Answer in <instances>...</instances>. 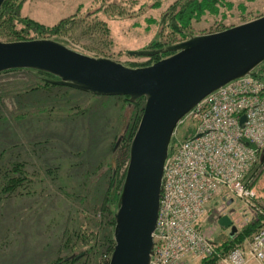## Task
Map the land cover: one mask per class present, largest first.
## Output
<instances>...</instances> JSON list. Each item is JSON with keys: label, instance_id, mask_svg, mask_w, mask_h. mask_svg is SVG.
<instances>
[{"label": "rangeland", "instance_id": "obj_1", "mask_svg": "<svg viewBox=\"0 0 264 264\" xmlns=\"http://www.w3.org/2000/svg\"><path fill=\"white\" fill-rule=\"evenodd\" d=\"M227 1L236 6L244 0ZM175 2L7 0L0 12V40L15 42L10 35L16 23L22 41L52 40L92 58L132 69L149 67L159 57L129 52L143 51L153 42L163 43L164 49L182 43L174 39L165 17ZM17 6L16 15H8ZM11 16L14 28L8 22ZM263 16L264 0L245 9L236 6L222 23L218 16L214 23L211 20L213 26L192 27V38ZM28 19L29 27L38 25L40 30L27 29ZM37 84L33 73H0V178L4 173L24 177L16 178L20 184L10 190V197H0V264H101L113 244L103 246V237L114 239L116 196L120 191L121 198L130 159V153L128 161L123 158L124 152L140 124L145 99L137 103L81 91L27 92ZM197 125L196 119L185 118L176 136H191ZM253 188L264 202V165L257 166ZM210 207L202 224L218 244L230 234L219 226L218 217L233 211L236 226L243 230L253 216L237 198L227 211L222 212L221 200Z\"/></svg>", "mask_w": 264, "mask_h": 264}, {"label": "water", "instance_id": "obj_2", "mask_svg": "<svg viewBox=\"0 0 264 264\" xmlns=\"http://www.w3.org/2000/svg\"><path fill=\"white\" fill-rule=\"evenodd\" d=\"M5 0H0V8ZM174 54L138 69L92 58L52 40L2 42L0 73L34 69L98 96L145 99L130 148L124 188L115 215V246L109 264H150L169 145L180 120L200 101L264 62V16L223 32L170 47ZM157 52H129L133 56ZM245 120L243 117L242 121ZM218 224L237 232L231 215Z\"/></svg>", "mask_w": 264, "mask_h": 264}, {"label": "built area", "instance_id": "obj_3", "mask_svg": "<svg viewBox=\"0 0 264 264\" xmlns=\"http://www.w3.org/2000/svg\"><path fill=\"white\" fill-rule=\"evenodd\" d=\"M185 118L198 125L185 139L176 131L172 136L150 264L215 258L214 264H264V227L244 246L221 255L202 224L210 203L222 198L224 203L237 198L264 217V202L253 188V169L264 163V62L209 94L179 124Z\"/></svg>", "mask_w": 264, "mask_h": 264}, {"label": "trees", "instance_id": "obj_4", "mask_svg": "<svg viewBox=\"0 0 264 264\" xmlns=\"http://www.w3.org/2000/svg\"><path fill=\"white\" fill-rule=\"evenodd\" d=\"M255 1L256 0H244L240 3H238L236 6H238L240 9H245L246 5H248L249 3L253 4ZM6 4H7V0H5L2 7L0 8V12L6 6ZM236 6H234V4L231 1H227V0H178V2L173 3V5L170 7L171 9L169 10L170 14L167 15V13L169 12L168 11L165 14L166 15L165 17H167V20L169 21V22H167V24L170 27V29H174V31H172L175 35L174 39L177 40L179 38L177 40L178 42H184V41L193 37L192 27H195L201 23L205 24L208 27H210L211 25L213 26V23L217 20L218 16L222 18V20H221V23H222L223 21H225L227 14H230V12L233 13L234 7H236ZM18 9H19V7L17 6V10H16V8L14 10H11L8 15H16V13L18 12ZM17 20H18V17L16 18V22H17ZM211 20L213 23H211ZM8 22L10 23V26L14 28L13 25L15 23V17L11 16V18H9ZM152 23H155V21L153 19H152ZM24 24H25V26H28L27 29L29 28V30L30 29L40 30L38 28V25H37V27H29L32 24L31 20L29 21V19L26 20L24 22ZM206 26H203V27L201 26V28L205 29ZM225 30L226 29H222L219 31H212V32H210V34L223 32ZM20 34L21 33H19L18 30L16 29V23H15V28L12 30V34L10 36L16 38L13 41L18 42V41L24 40L21 38ZM152 44H153L152 45L153 48L150 46L147 49L146 48L143 49V51L156 50L154 52H157V53H155L154 55H149L150 57H154V58L159 57L158 60H162V59L168 58L169 56H172L174 54V53H171L170 51H167L166 49H168V48L164 49V44L161 42H155V43L153 42ZM167 54H168V56H167ZM158 60L156 62H158ZM13 71H15V72H26L28 74L33 73L37 77V79H38L37 86L34 88H30L29 90H27V92H35V90H38V91H42L43 93L46 92V93L52 94L55 91L57 92L59 90L81 91V90H78V89L70 87V86H62V85L54 84L53 82L59 81L60 79L49 74V73H46V72H42V71H38V70H34V69H15ZM81 92L91 93V92H85V91H81ZM91 94L96 95L93 93H91ZM96 96H98V95H96ZM116 97H120V98H122L128 102H132L129 97H125V96H116ZM140 100L141 99L136 100V102L138 103ZM142 112H144V108H142ZM130 148H131V145L128 144V147L125 149V152H124L123 158L126 159V161H128V159H129ZM263 165H264V163L260 164V166H263ZM257 166H258V164H257ZM257 166H255L253 169L254 170V178L256 175ZM14 177L15 176L8 175L7 173H4L2 175V178H0L1 184L3 185V189L0 190V197L1 198L4 199V196H5V198L10 197V193H12V191H10V190L14 189L16 186H18L20 184V181L24 180V177H16V178H20V181L16 180V178H14ZM25 180H26V178H25ZM108 180L112 186L113 181H114V177L113 176L108 177ZM223 199L224 198H222L221 201L224 202ZM230 199H232V198H228L226 200L225 206L230 202ZM117 200L118 201L120 200V191L118 192V195L116 196V201ZM117 209H118V204H117ZM212 210H213V208L210 207L208 212L210 213ZM252 213H253V216H252L251 220L244 222V224L246 226L244 227L243 230H240V228L237 227L238 231L233 237L228 236L229 240H226V242L218 245L217 251L219 252V254L226 255L230 251L242 247L247 240L251 239L255 233H257L262 227H264V217L262 215L256 213V212H252ZM218 218H220V217H218ZM112 224H113V227H116L115 217L112 218ZM114 235H115V231H114ZM103 239H104L103 246L108 245V242H110V241L113 242V244L109 248L110 252L107 254L105 259L101 262V264H109L113 250H114V246H115L114 243L115 242H114V239H110V238H106V237H103ZM215 261H216V258L214 260L209 259V260L202 261L199 264H214Z\"/></svg>", "mask_w": 264, "mask_h": 264}, {"label": "bare ground", "instance_id": "obj_5", "mask_svg": "<svg viewBox=\"0 0 264 264\" xmlns=\"http://www.w3.org/2000/svg\"><path fill=\"white\" fill-rule=\"evenodd\" d=\"M180 139V138H179ZM234 201V198H232V200L230 199V202Z\"/></svg>", "mask_w": 264, "mask_h": 264}]
</instances>
